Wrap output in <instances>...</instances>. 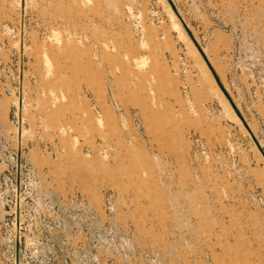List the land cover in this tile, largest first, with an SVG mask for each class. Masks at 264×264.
Wrapping results in <instances>:
<instances>
[{
	"label": "rangeland",
	"instance_id": "rangeland-1",
	"mask_svg": "<svg viewBox=\"0 0 264 264\" xmlns=\"http://www.w3.org/2000/svg\"><path fill=\"white\" fill-rule=\"evenodd\" d=\"M0 264H264V0H0Z\"/></svg>",
	"mask_w": 264,
	"mask_h": 264
}]
</instances>
